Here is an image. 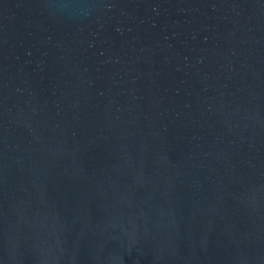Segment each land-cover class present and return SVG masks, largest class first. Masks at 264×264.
I'll return each instance as SVG.
<instances>
[{
  "label": "water",
  "instance_id": "water-1",
  "mask_svg": "<svg viewBox=\"0 0 264 264\" xmlns=\"http://www.w3.org/2000/svg\"><path fill=\"white\" fill-rule=\"evenodd\" d=\"M0 264H264V0H0Z\"/></svg>",
  "mask_w": 264,
  "mask_h": 264
}]
</instances>
